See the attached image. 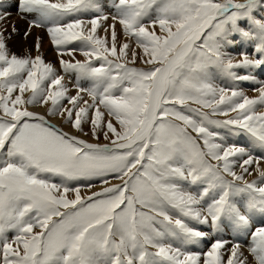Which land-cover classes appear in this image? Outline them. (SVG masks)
I'll return each instance as SVG.
<instances>
[{
  "label": "snow or ice",
  "instance_id": "snow-or-ice-1",
  "mask_svg": "<svg viewBox=\"0 0 264 264\" xmlns=\"http://www.w3.org/2000/svg\"><path fill=\"white\" fill-rule=\"evenodd\" d=\"M0 264H264V0H0Z\"/></svg>",
  "mask_w": 264,
  "mask_h": 264
},
{
  "label": "rangeland",
  "instance_id": "rangeland-1",
  "mask_svg": "<svg viewBox=\"0 0 264 264\" xmlns=\"http://www.w3.org/2000/svg\"><path fill=\"white\" fill-rule=\"evenodd\" d=\"M12 24H15V26L17 27L20 33L19 35H15L13 39L9 42V48L11 49L12 52L16 53L17 55H24L25 54L24 50L33 49L35 43V37L40 36L42 37V52L45 56V59L47 61L56 63V53L53 50V47L50 45L49 38L47 37L46 33L43 30L33 29L30 36L27 39H25L23 33L28 28V21L22 18L21 15L15 9L12 10V15L9 17L7 21V26H9V30ZM33 54H35V52H33ZM77 58H82V57H79V55H77ZM245 89L248 90L247 87ZM70 94L74 95L75 94L74 90L70 92ZM244 243L247 244V242Z\"/></svg>",
  "mask_w": 264,
  "mask_h": 264
},
{
  "label": "bare ground",
  "instance_id": "bare-ground-1",
  "mask_svg": "<svg viewBox=\"0 0 264 264\" xmlns=\"http://www.w3.org/2000/svg\"><path fill=\"white\" fill-rule=\"evenodd\" d=\"M18 43V42H17ZM34 55V54H33ZM244 87L246 88H248V86L247 85H244ZM248 94L249 95H254V93L253 92H251V91H248ZM33 110H36V111H41V112H43V109L42 108H40L39 106H37V107H35ZM51 122L53 123V124H56L58 127H60V126H62L61 125V122L60 121H58L57 119H55V118H53L52 120H51ZM64 130L65 131H68L69 129L67 128V126H64ZM238 142H241V141H238ZM244 242H247V240L246 241H244Z\"/></svg>",
  "mask_w": 264,
  "mask_h": 264
}]
</instances>
